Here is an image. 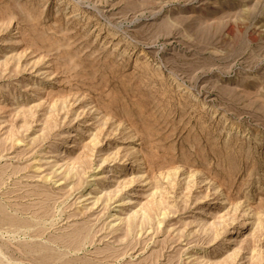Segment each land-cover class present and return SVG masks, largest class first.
<instances>
[{
  "label": "rangeland",
  "instance_id": "obj_1",
  "mask_svg": "<svg viewBox=\"0 0 264 264\" xmlns=\"http://www.w3.org/2000/svg\"><path fill=\"white\" fill-rule=\"evenodd\" d=\"M0 264H264V0H0Z\"/></svg>",
  "mask_w": 264,
  "mask_h": 264
},
{
  "label": "bare ground",
  "instance_id": "obj_2",
  "mask_svg": "<svg viewBox=\"0 0 264 264\" xmlns=\"http://www.w3.org/2000/svg\"><path fill=\"white\" fill-rule=\"evenodd\" d=\"M134 164V161H133V158L130 156L129 157V159L126 161V163L123 165V166H121V168H122V170L119 172V174H124L125 172H126V170L128 169V168H130L131 167V165H133ZM107 174V173H106ZM110 175V174H109ZM112 176V175H111ZM119 176V175H118ZM112 177H110V176H106V177H102V178H100V180H102L103 182L101 183V184H106V183H108L109 184V182H112V179H111ZM140 179H141V177H140ZM92 180H94V179H92ZM96 180V179H95ZM97 180H99V178L97 179ZM134 181V180H133ZM132 181V182H133ZM92 182V181H91ZM127 184H126V186L125 187H129V183L128 182H126ZM132 184V183H131ZM99 185V184H98ZM133 185V184H132ZM131 186V185H130ZM124 187V188H125ZM136 188V187H135ZM122 189H123V187H122ZM126 190V189H125ZM136 191V190H135ZM123 192H124V190H123ZM121 193H122V191H121ZM121 193H120V195H121ZM129 193V192H128ZM117 195V194H116ZM116 195H114L113 196V198L116 196ZM119 195V196H120ZM124 195V194H123ZM122 195V196H123ZM130 195V194H129ZM133 195H136V194H133ZM111 197V196H110ZM132 196H128V195H126L123 199H121V201L119 202V206H123V205H125V204H127L128 203V199L129 198H131ZM108 198H109V196H108ZM221 198V197H220ZM117 199V198H116ZM131 200V199H130ZM110 201H111V199H110ZM117 201V200H116ZM109 202V201H108ZM130 204V203H129ZM125 207V206H124ZM127 213V212H126ZM116 215V214H115ZM114 216V215H113ZM244 224H248V222H245Z\"/></svg>",
  "mask_w": 264,
  "mask_h": 264
}]
</instances>
